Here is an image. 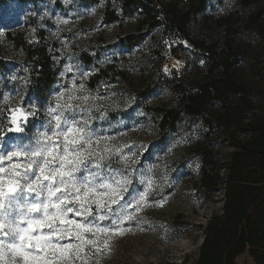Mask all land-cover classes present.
I'll use <instances>...</instances> for the list:
<instances>
[{
    "label": "rangeland",
    "instance_id": "374dc122",
    "mask_svg": "<svg viewBox=\"0 0 264 264\" xmlns=\"http://www.w3.org/2000/svg\"><path fill=\"white\" fill-rule=\"evenodd\" d=\"M107 1L0 0V167L6 170L0 173V178L19 180L21 185L15 193L4 197L0 217L6 213L9 219L21 222V214L33 219L43 215L21 207L47 202L44 189L49 183L43 182L39 195L25 190L23 176L34 180L39 174L35 165L32 170L26 166L31 159L43 160L25 153L55 143L57 154H62L63 137L47 138L69 128L82 129L83 141H91L101 155L84 158L73 173L75 182L98 192L105 191L101 185L107 184L120 193L117 204L104 208L92 204L87 216L75 214L76 210L83 213L79 204L68 205L74 209L67 213L69 220L120 230L110 237L100 236V241L108 239V246H102L100 251L86 246L87 264H156L162 260L180 262L183 258L191 261L197 255L208 218L221 212L223 201V183L210 197L194 190L201 155L206 153L225 167L231 146L217 129L207 140V130L200 120L187 115L182 116L173 130L161 132L157 129V118L143 107L173 105L175 94L167 81L175 78L191 87L206 69L205 58L190 44L161 28L150 30L143 41L132 47L122 46L120 38L137 31L138 15L107 23L103 17ZM230 27L237 29L234 44L240 50L235 67L237 78L253 89L250 97L254 103L261 104L264 0L248 5L244 0H207L205 10L192 20L189 31L195 37L221 44ZM37 32L56 44V78L41 100L25 93V66L20 51L9 39L10 34L19 33L34 41ZM110 64L122 70L124 78L99 80L92 85L91 76ZM80 85L84 90H80ZM143 87L150 90L140 98L138 91ZM85 95L90 97L87 103L80 99ZM218 106L209 112L218 113ZM56 117L60 118L59 127ZM17 127L21 130L17 131ZM106 146L114 154L103 153ZM13 152L21 155L9 159ZM17 164L21 167L13 168ZM54 166L59 167V163ZM220 171L224 173L223 168ZM16 172L21 175L16 176ZM7 188L5 184V191ZM145 192L146 201L136 211L134 206ZM128 214L132 218L124 219ZM100 216L105 219L100 220ZM174 223L181 225L173 227ZM57 226L65 227L54 225ZM21 227L26 224L21 223ZM5 231L0 230V238H4ZM49 231L45 228L33 234L47 235ZM52 242L77 243L74 237L67 236L63 239L53 236ZM236 263L253 264L247 252L239 255ZM16 264L23 261L17 258ZM58 264H83V261L65 260Z\"/></svg>",
    "mask_w": 264,
    "mask_h": 264
},
{
    "label": "trees",
    "instance_id": "16d2710c",
    "mask_svg": "<svg viewBox=\"0 0 264 264\" xmlns=\"http://www.w3.org/2000/svg\"><path fill=\"white\" fill-rule=\"evenodd\" d=\"M206 3L207 0H108L103 13L107 23L138 15L137 31L121 37L122 46L132 47L143 41L150 30L161 28L203 54L206 69L199 81L191 87L175 78L167 81L175 94L173 105L143 108L157 118L161 132L173 130L187 115L200 120L207 130V140L217 129L231 146L225 167L206 153L200 158L194 190L210 197L221 183L224 186L221 212L208 218L196 257L191 261L183 258L180 262L162 260L156 264H237L236 258L245 252L253 264H264V101L254 103L250 97L253 89L237 78V29L230 27L221 44L195 37L189 31L190 23L205 10ZM261 33L264 37V30ZM9 39L20 51L25 66V93L38 100L45 98L57 74L56 44L39 32L34 41L19 33L10 34ZM124 76L122 70L110 64L99 68L90 82L94 85L99 80ZM149 90L143 87L138 97L146 96ZM217 104L219 112H209ZM220 168L224 173H220ZM178 225L181 223H174L173 227Z\"/></svg>",
    "mask_w": 264,
    "mask_h": 264
},
{
    "label": "snow or ice",
    "instance_id": "6c2138e0",
    "mask_svg": "<svg viewBox=\"0 0 264 264\" xmlns=\"http://www.w3.org/2000/svg\"><path fill=\"white\" fill-rule=\"evenodd\" d=\"M80 90H84L83 85H80ZM80 99L87 103L90 97L85 95ZM91 99H95V97ZM56 121L57 127H59L60 118L56 117ZM16 122L17 118L14 115L13 123ZM86 123L87 121H85ZM16 130L20 131L21 129L17 127ZM82 135V129L69 128L63 133L54 132L51 137H48L49 140H55L58 136L63 137L62 154H57L58 146L55 143L51 147L42 146L31 153H25L30 157H43V160H30L26 168L32 170L33 165H35L39 174L34 180L24 175L23 179L26 181L24 188L39 195L41 185L44 181H48L49 183L44 189L48 194L47 202L21 205V207H26L29 213L42 212L43 215L38 219L21 214V222H16L9 219L6 213L3 217H0V230L7 229L4 232V238H0V264H16L17 258H20L23 264H58L59 261L65 260L70 262L82 260L83 264H87L86 246L91 245L96 251H100L102 246H108V239L100 241V236L110 237V234H117L120 231L119 229L102 228L87 223L81 224L66 218L67 213L74 211L73 207L68 205L79 204L80 208L83 209V213L76 210L75 214L77 216L81 214L87 216L91 213L92 204L99 208L108 207L117 204L120 195L117 188L111 185H101V188L105 191L98 192L86 184L77 185L75 182L73 173L78 170L84 158L91 155H101V151L94 148L91 141H83ZM96 143L98 145L99 141ZM115 151L119 152L120 150L116 149ZM102 152L113 153V150L106 146L102 149ZM19 155L21 153L13 152L8 158L11 159V157ZM101 158L103 157L101 156ZM123 158L128 159L127 157ZM56 163H59V167L54 166ZM20 167L19 164L13 165V168ZM5 171L3 167H0V173ZM15 175L20 176L21 174L16 172ZM57 177H59V180H57ZM5 184L8 185L7 191L4 189ZM54 185L58 186L54 187ZM20 187L19 180L9 179L5 181L0 178V208L4 207V197L15 193ZM57 193L61 195L57 196ZM53 197H56V199L53 200ZM146 198L147 192L141 195L140 200L134 206L136 211L141 210V202H145ZM50 209L53 211H50ZM123 218L131 219L132 214H128ZM99 219L103 220L105 217L100 216ZM21 223H25L26 227H21ZM57 224L65 225V227H54ZM45 228L50 230L47 235L33 234ZM53 236L60 239L65 238V236L74 237L77 243L57 245L52 242ZM57 253H59L58 256Z\"/></svg>",
    "mask_w": 264,
    "mask_h": 264
},
{
    "label": "built area",
    "instance_id": "2783aa9c",
    "mask_svg": "<svg viewBox=\"0 0 264 264\" xmlns=\"http://www.w3.org/2000/svg\"><path fill=\"white\" fill-rule=\"evenodd\" d=\"M167 55H168L169 57H171V56H172V54H171L170 52H168V53H167Z\"/></svg>",
    "mask_w": 264,
    "mask_h": 264
}]
</instances>
